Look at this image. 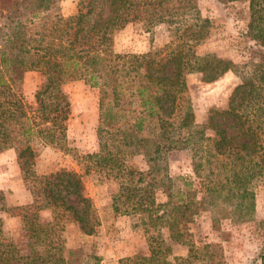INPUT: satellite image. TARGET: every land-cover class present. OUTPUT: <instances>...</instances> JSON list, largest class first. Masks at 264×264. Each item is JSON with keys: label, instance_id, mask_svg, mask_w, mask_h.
I'll use <instances>...</instances> for the list:
<instances>
[{"label": "trees", "instance_id": "1", "mask_svg": "<svg viewBox=\"0 0 264 264\" xmlns=\"http://www.w3.org/2000/svg\"><path fill=\"white\" fill-rule=\"evenodd\" d=\"M60 1L0 3L5 12L0 38L8 52L2 58L8 74L0 71V153L16 151L23 181L32 184L33 194L31 204L16 208L26 248L5 238L0 217V264H72L60 232L66 222L78 224L84 234L94 232L83 179L93 171L116 179L115 215L136 216L148 229L166 228L175 244L187 245V224L205 207L223 204L224 215H252L253 184L264 178V0H217L247 3L246 35L261 52L250 77L232 91L227 108L210 110L202 129L194 128V113L184 98L185 76L200 73L210 83L234 65L196 53L210 24L198 0H76L72 15L57 14L53 20L49 12ZM129 24L165 25L171 41L145 54L116 53L114 34ZM27 72L42 78L34 106L21 91ZM71 81L98 91V152L77 156L81 174L60 170L38 177L33 172L38 149L67 148L71 103L63 86ZM185 149L192 153L197 185L181 178L176 187L162 163L171 152ZM134 155L144 157L146 172L127 165ZM159 192L166 197L163 203L156 200ZM45 209L51 213L48 221L41 218ZM149 248L146 262L164 264L162 255L172 252L160 234L149 238ZM219 252L217 245H191L189 255L174 264H220Z\"/></svg>", "mask_w": 264, "mask_h": 264}, {"label": "rangeland", "instance_id": "2", "mask_svg": "<svg viewBox=\"0 0 264 264\" xmlns=\"http://www.w3.org/2000/svg\"><path fill=\"white\" fill-rule=\"evenodd\" d=\"M10 6L6 5L7 8ZM12 9L11 6L10 11ZM198 9L202 18L208 19L210 24L209 35L196 46V53L200 56L214 55L234 65L233 71L210 83L204 82L200 73L185 76L187 90L184 98L194 113V128L202 129L207 123L209 111L226 109L234 88L241 84L243 78L250 77L261 49L246 35L249 23L247 3L198 0ZM75 11L76 0H61L49 14L54 20L57 14L67 17ZM4 13L0 7L2 24ZM171 38L165 25L147 29L142 24H129L115 32L114 51L119 54H145L162 48ZM4 46L5 42L0 38V71L8 74L2 63V58H8ZM41 82L42 78L36 72H27L23 76L21 91L28 105L34 106V93ZM63 90L71 103L67 148L40 147L33 166V172L38 177H46L60 170H73L81 174L83 171L77 156L98 152V91L89 88L83 81L67 82ZM166 157L162 166L166 165L176 187H181V178L197 185L190 150L173 151ZM16 158L14 149L0 153V217L5 238L23 249L26 248L27 238L16 208L31 204L33 194L32 184L23 181ZM126 162L129 167L142 172L148 169L142 155H134ZM83 179L95 230L92 234H84L78 224H64L60 243L64 251L72 252V264H161L143 260L150 256L149 238L158 234L172 247L171 254L162 255L164 264H174L176 258H186L191 245L201 248L208 244L219 247L220 264H264V178L253 184L255 201L252 215H224L226 206L223 204L222 208L220 205L205 207L192 223L187 224V245L172 243L166 228L148 229L136 216L115 215L112 197L118 191V184L114 176L93 171ZM156 200L163 203L166 197L159 192ZM68 202L77 204L74 198H69ZM40 214L44 221L51 219L49 210L45 209ZM192 264H200V261L194 260Z\"/></svg>", "mask_w": 264, "mask_h": 264}]
</instances>
